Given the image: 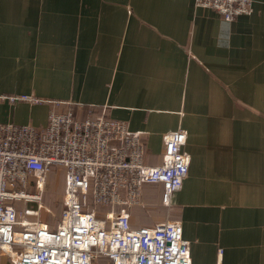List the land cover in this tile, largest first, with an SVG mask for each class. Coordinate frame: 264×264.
<instances>
[{
    "label": "crops",
    "instance_id": "obj_1",
    "mask_svg": "<svg viewBox=\"0 0 264 264\" xmlns=\"http://www.w3.org/2000/svg\"><path fill=\"white\" fill-rule=\"evenodd\" d=\"M251 7L225 21L194 0H0V96L45 100L0 99V124L105 115L145 133L153 166L183 129L188 173L169 208L144 186L150 221L181 222L192 264H264V0Z\"/></svg>",
    "mask_w": 264,
    "mask_h": 264
},
{
    "label": "built area",
    "instance_id": "obj_2",
    "mask_svg": "<svg viewBox=\"0 0 264 264\" xmlns=\"http://www.w3.org/2000/svg\"><path fill=\"white\" fill-rule=\"evenodd\" d=\"M225 21L252 11V0H194ZM38 104L32 95L0 96ZM142 132L105 115L79 120L70 109L50 111L45 127L0 124V257L8 264H192L179 220L134 227L131 210L145 185L161 187L169 208L188 173L186 132L163 135L160 163H146ZM64 171L57 225L30 221L18 201L39 200L51 168ZM30 187L36 190L28 193ZM218 255H221L219 250Z\"/></svg>",
    "mask_w": 264,
    "mask_h": 264
},
{
    "label": "rangeland",
    "instance_id": "obj_3",
    "mask_svg": "<svg viewBox=\"0 0 264 264\" xmlns=\"http://www.w3.org/2000/svg\"><path fill=\"white\" fill-rule=\"evenodd\" d=\"M55 170L54 172H52L53 174L51 173L49 177H46L42 194L39 200H33L31 202L18 201L16 203L19 211H25L26 209H28L34 213V215L28 217L27 220L43 221L47 223L51 228H54L57 225L62 209L61 192L63 188V178L61 174H59L61 172V169L56 168ZM28 193L30 195H34L36 193V190L30 187V189H28ZM145 195L146 194H144L141 204L136 206L135 208H139L138 211H142V213H144L145 215L153 216L154 214H151L153 208H151V204L146 200ZM138 216L139 218H141V216L137 214L135 216L133 214L132 218H138Z\"/></svg>",
    "mask_w": 264,
    "mask_h": 264
},
{
    "label": "trees",
    "instance_id": "obj_4",
    "mask_svg": "<svg viewBox=\"0 0 264 264\" xmlns=\"http://www.w3.org/2000/svg\"><path fill=\"white\" fill-rule=\"evenodd\" d=\"M90 108H92V107H90ZM74 115V114H73ZM86 118V117H85ZM54 170H55V168H51V170L49 171V173H48V177H49V175H51V173L52 172H54ZM53 174V173H52ZM59 174H61V176H62V178H63V175H64V171L63 170H61V172L59 173ZM52 177H53V175H52ZM151 185V184H150ZM148 193V191H146L145 193H144V190H143V197H144V194H146L145 196H146V200L151 204V208H153L152 209V211H151V213L152 212H155L156 211V196H155V194H152V193H150V194H147ZM145 201V200H144ZM135 210H137V211H135ZM139 210V208H135V207H133L132 208V210H131V215H133L134 214V216L137 214V215H140L141 216V220L142 219H145V221H149V224L147 225V226H149V225H152V222L150 221V218H151V216H148V215H145L144 213H142V211H138ZM137 212V213H136ZM142 226V225H141Z\"/></svg>",
    "mask_w": 264,
    "mask_h": 264
}]
</instances>
